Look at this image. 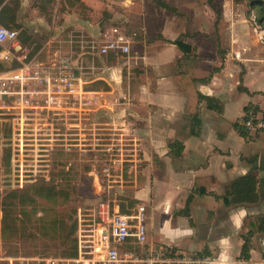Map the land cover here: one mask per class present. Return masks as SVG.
I'll return each mask as SVG.
<instances>
[{
  "label": "crops",
  "instance_id": "1",
  "mask_svg": "<svg viewBox=\"0 0 264 264\" xmlns=\"http://www.w3.org/2000/svg\"><path fill=\"white\" fill-rule=\"evenodd\" d=\"M120 2L132 5L139 20L140 49L131 57L140 63L141 82L121 92L120 104L94 110L124 115L126 139L142 150L145 249L207 256L200 264H264V231L256 228L264 213V128L246 135L236 128L249 112L262 117L264 111V43L234 0ZM175 39L190 49L182 51ZM108 66L101 77L109 87L93 90L104 96L115 94L123 79L120 68ZM175 141L182 143L179 152L170 147ZM246 173L256 176L262 196L226 202L231 180Z\"/></svg>",
  "mask_w": 264,
  "mask_h": 264
},
{
  "label": "rangeland",
  "instance_id": "2",
  "mask_svg": "<svg viewBox=\"0 0 264 264\" xmlns=\"http://www.w3.org/2000/svg\"><path fill=\"white\" fill-rule=\"evenodd\" d=\"M7 2L14 21L0 24L18 31L26 53L34 44L39 45L25 61L33 58L34 62H48L67 52L70 32L98 37L104 30L113 29L133 37L132 50L126 56L78 53L85 66L82 79L86 89L109 87L101 77L112 70L108 65L120 68L116 72L123 74L115 94L93 92L91 109L80 110L64 98L56 109L30 108L22 120L16 118L17 113L13 118L11 112L16 109L0 113V264H76L72 258L77 256L79 228L91 222L101 200L128 213L141 203L139 189L144 175L140 169L144 160L140 146L126 139L130 133L121 129L124 115H110L99 106L94 110L99 103L120 104L126 98L123 90L139 88L140 63L131 57L140 49L139 20L131 12L132 5L120 0L90 1L91 5L82 0ZM234 5L241 9L249 27L256 21L264 28L256 20L251 0H237ZM111 12L115 13L113 17ZM31 39L35 41L28 45ZM17 65L19 62L13 66ZM19 122L23 123L21 145L19 136L12 133ZM39 187L53 189L54 196L39 195ZM22 192L27 193L24 203L20 201ZM12 193L16 195L6 198L11 204L4 223L2 199ZM74 248L76 254L71 255ZM118 248L122 257L128 250L136 258L119 264H141L138 259L145 255L143 243L128 242Z\"/></svg>",
  "mask_w": 264,
  "mask_h": 264
},
{
  "label": "built area",
  "instance_id": "3",
  "mask_svg": "<svg viewBox=\"0 0 264 264\" xmlns=\"http://www.w3.org/2000/svg\"><path fill=\"white\" fill-rule=\"evenodd\" d=\"M254 22L251 25L252 31L256 39L264 43V28ZM67 42L70 49L58 54L51 61L34 62L33 58L25 61L27 53L21 44L18 31L0 24V64L6 65L0 69V109H8L0 113L10 112L11 108L16 109L11 112L13 118L17 113L19 115L16 118L22 120L30 113V108L56 109L65 99L72 100L80 110L91 109L94 102L90 96H93L95 91L84 88L82 73L85 66L82 63V55L78 53H114L126 56L131 51L132 38L123 31L106 29L98 37L70 32ZM13 60H17L19 65L11 66ZM238 123L248 131L264 128V118L252 111L239 119ZM22 124L19 122V126H14L12 131L13 137L19 136V145L24 139ZM144 215V205L141 203L133 213H126L120 211L118 205L101 200L95 208L91 222L79 228L77 256L72 258L73 261L76 264H119L136 261V258L132 257L133 253L128 250L124 251L126 257H122L118 246L129 236L133 237L135 242H145ZM138 260L141 264H200L208 260V257L153 247L145 249V255ZM237 263L245 264V261Z\"/></svg>",
  "mask_w": 264,
  "mask_h": 264
},
{
  "label": "trees",
  "instance_id": "4",
  "mask_svg": "<svg viewBox=\"0 0 264 264\" xmlns=\"http://www.w3.org/2000/svg\"><path fill=\"white\" fill-rule=\"evenodd\" d=\"M208 1L211 2L212 0H208ZM251 8H254L256 10V14H255L256 20L260 24H262V26H264V0H251ZM11 11L12 9L8 5L7 0H0V23L1 22L8 23V22L14 21V18H12L11 16L12 15ZM34 41L35 40L31 39L28 45L29 44L32 45ZM174 43H176L178 47L184 52L190 49V46L186 43H183L181 40L175 39ZM38 47H39L38 43L31 46L30 49L28 50L26 57L32 56L38 50ZM109 55L112 58L115 57L114 53H111ZM17 63H18L17 60H13L11 62V66L16 65ZM5 66L3 64H0V69L4 68ZM193 118L196 121H199L197 117V113L193 114ZM262 118H264V111L262 113ZM236 128L240 134L242 135L247 134V131L242 126H240V124H236ZM170 147L174 149V151L179 152L180 148L182 147V143L180 141H175V142L170 143ZM38 189H40L38 191V194L44 197H52L55 194L54 190L51 188H45V190H43V188L39 187ZM26 194L27 193L25 192H22L19 194L21 198L20 200L21 203L25 202L23 198ZM15 195L16 193H12L11 195L5 196L2 199V207L4 209V223H6V215H7L8 206L11 204V202L7 201L6 198L13 197ZM261 196H262V193L258 189V182H257L256 176L253 175L252 173H246V174L237 176L233 180H231L228 186V189L226 190V195L224 196V199L226 202H229V203H232V202L242 203V202L257 201ZM119 210L123 212V210L121 209ZM22 211H25V210H22ZM256 228L257 230L264 231V213L258 217ZM251 231L252 230L249 229L250 233ZM128 242H135L134 238L129 236L127 240L123 242L121 245L128 243ZM169 249L175 250L174 248H169ZM249 249H250V240L248 236H244V242L241 247V255L244 257H247L249 254ZM75 254H76V249L74 248V250L71 252V255H75Z\"/></svg>",
  "mask_w": 264,
  "mask_h": 264
}]
</instances>
